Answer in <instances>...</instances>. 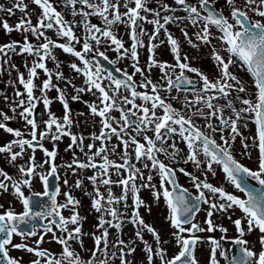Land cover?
<instances>
[{"label": "snow or ice", "instance_id": "1", "mask_svg": "<svg viewBox=\"0 0 264 264\" xmlns=\"http://www.w3.org/2000/svg\"><path fill=\"white\" fill-rule=\"evenodd\" d=\"M60 2L63 7L58 9L52 0H32L39 8L38 12L30 10L25 0H15L7 8L0 4V12L13 15L18 9L22 13L12 25L7 20H0V26L6 32L15 30L22 34L21 40L0 44L4 63H8L12 53L35 57L31 66L25 62L26 77L17 70V81L23 87L22 90L14 89L17 102L9 105L13 115L0 109V129L12 135V139L0 142V154H6L7 162L16 168L14 175L0 168V191L11 190L22 206V211H16L11 204L7 207L0 204V264H116L117 260L119 264H201L196 255L197 248L208 250L204 264H221V260L224 264H264V0H224L219 8L216 7L217 0H174L173 4L157 0L155 7L149 6V0ZM64 9L70 12L71 20L65 19ZM181 11L186 15L176 14ZM33 15L36 16L35 23ZM91 16H97L101 23H91ZM184 21L188 23L184 24ZM169 23L183 25L180 32L192 47H197L196 41L211 45L210 56L217 69L214 78L191 65L187 53L181 54L180 42L169 31ZM144 24H151V30H146ZM80 25L83 26L82 36L74 31ZM119 25L124 26L130 38L127 47L116 34ZM189 25L194 29L192 33L188 31ZM47 30H54L56 37L65 38L64 42L49 37ZM161 30L167 39L172 61L154 55L158 45L164 43L159 39ZM29 34L34 40H29ZM144 36H147V42ZM76 44H80L79 49ZM102 44L113 48L117 56L110 58L107 49L101 50ZM54 47L80 62H71L70 68L78 75L82 74L85 86H74L77 94L71 99H80V92H92L96 99L84 103L90 115L100 117L99 132L90 133L91 139L99 140L100 144H87L86 161L77 159L73 153L72 160L63 164L72 172H76L73 165L80 169H95L88 180L94 193L91 207L99 215L94 231L89 233L82 230L83 218L77 211L80 201L70 191H60L58 166L53 162L57 155L55 143L51 149L43 144L45 139L55 142L66 134L72 141L68 148L75 144L84 150V137L71 131L73 120L65 92L52 83L53 70L45 63L46 59L56 61ZM144 47L148 52L146 68L149 75H145L138 60V49ZM98 57L112 65L127 57L132 61L133 71L129 73L126 69L116 68L115 71L122 75H115ZM153 66L160 72L156 80L150 75ZM10 67L16 68V65ZM233 67L245 72L250 83L232 71ZM56 68L54 75L60 80L63 76L58 70V62ZM37 69H42L46 75L39 86L34 83ZM186 72L196 74L198 80ZM136 74L141 77L138 82L133 79ZM17 81L9 83L15 85ZM181 84L195 85L183 88L184 93L192 95H172L173 86L179 88ZM37 87L40 96L34 94ZM52 87L56 88V99L62 103L64 113L59 120L49 113L44 128L38 132L32 113L41 99L44 107H48L51 98L46 90ZM173 101L181 107L174 106ZM112 111H117L119 116H113ZM17 115L25 121L23 129L6 123ZM241 128L252 130L245 136ZM112 136L122 146L119 160L109 158V153L115 154L118 146L112 144L109 148L105 143L110 142ZM238 136L239 149L236 148ZM177 140L185 148H180ZM37 148L45 156L40 162L35 158ZM238 155L248 163L242 162ZM18 159L23 162L17 164ZM189 162L200 175L185 167L172 166ZM45 164L48 165L46 171H40ZM218 171L223 182L231 184L243 196L228 191L223 182L213 184L208 180L209 174L215 177ZM112 172L119 179L113 181ZM177 172L188 177L195 193L179 182ZM50 177L57 183L50 184ZM35 179L42 183L43 191L34 190ZM63 184L67 186L68 180L64 179ZM113 184L120 187L119 195L113 193ZM80 185L81 180L77 179L75 187ZM101 185L107 186L104 192ZM143 188L149 190L157 205L163 199L167 209L165 219L171 229L166 239L138 211L147 205L139 194ZM60 195L63 202L58 200ZM36 197L46 199L41 201ZM202 204L208 207L204 209L203 222H200L195 217ZM236 209L242 215L232 219ZM62 210H68L69 215H63ZM214 213H227L237 235L227 236L228 228L216 221ZM125 223L134 226L133 235L128 239L122 231ZM110 228L115 230L114 235L110 234ZM217 230L221 233L218 238L211 235ZM254 230L258 232L255 239H247ZM145 232L149 238H145ZM49 233L47 239L61 246L59 254L40 247ZM85 235L92 239V247L86 249L87 258L81 257L72 246L73 242H78L79 248L83 249L82 237ZM16 236L20 239L13 242ZM31 237L36 239L27 242ZM138 242L139 258L136 256ZM13 250L20 255H12ZM23 253L31 254L30 258L25 260Z\"/></svg>", "mask_w": 264, "mask_h": 264}, {"label": "rangeland", "instance_id": "2", "mask_svg": "<svg viewBox=\"0 0 264 264\" xmlns=\"http://www.w3.org/2000/svg\"><path fill=\"white\" fill-rule=\"evenodd\" d=\"M0 44H5V42L0 41ZM12 59H13V57H12ZM14 60L17 62V59H13V60H11V62ZM7 68H8V74H6V78H7L8 82L2 79L3 73H0V109H2L4 112H7L9 115H13L9 105L17 102V98H15V95H14V89H21L22 90L23 86H21L18 82H16L15 85H13L12 83H9V81H15V78H14L15 73H11L10 65ZM7 68L5 70H7ZM214 73L217 74V71ZM235 73L238 76H241L246 82L250 83V77H248L247 74L245 72H243L241 69L236 68ZM74 74L75 73L73 72L71 81H73V80L74 81L71 83V87L66 89V92H67L66 97H70L68 100L69 104H70L69 109H70L71 119L73 120V124L71 126V131L73 133L77 134L78 136L82 135L84 137V141H83L84 150L81 151L80 147H77V145H75V144H73L72 148H68V145L70 143H72V141H71V138L66 134L62 135V137L60 139L56 140L55 142H53L50 138L45 139L43 141V144L46 148L51 149L53 147V143H55L56 150H57V162H55V160L53 162L59 167L60 174L63 176V179L67 178L68 176H73L72 174H74V175L76 174V177L78 176L77 173L81 174V176H82V180H81L82 188L75 194L76 199H78L80 201V204L77 207V211L79 212V214L83 218L81 221L82 230L85 233H89V232L94 231V226L96 223H98L96 217L99 215L91 207V198H92V195H94V193H93V185L88 180V177L93 174L95 169H92V168L80 169L79 167L73 165L72 167L76 168V172H72L71 169H66L65 167H63V164L65 162H70L72 160L73 153H75V156L77 159L84 160V161L87 160L86 154L89 152V149L87 148V144L88 143H94V145L98 146L97 140L93 141L91 139V136H90V133L98 132V130H97L98 129V119H97V116L90 115L88 106L84 103V101L91 102V101L95 100L96 96L92 92H80V93H78L80 99L72 100L71 96L77 94L74 86H76V87H84L85 86L84 81L82 82V80L80 78L74 79ZM37 91H39L38 87L34 89V94L37 93ZM5 97H7V101L5 100ZM25 97H26V93H25ZM139 102L140 101L137 100V103H139ZM220 102L224 103V101H220ZM49 107L51 109L52 108L54 109L53 112L56 114V115L55 114L54 115L57 117L58 120L62 119L64 109H63V106L61 105V103L58 104L57 101H52L49 104ZM237 107H239V104H237ZM19 111H20V109L18 108L17 113ZM48 118L49 117H47L46 120ZM44 121L37 123L38 132L44 128ZM6 123H8V125L11 127H21L22 129L24 128V125H25V121L20 119L18 115L16 116L15 119L7 121ZM54 128H55V126H53V129ZM251 130H252L251 128H249V129L241 128L240 129V131L243 132L245 136H247ZM25 134L27 135L26 130H25ZM149 135H151V133H149ZM217 137H218V134H217ZM10 139H12V135L9 133H6L2 129H0V142H4V141L10 140ZM138 139H139V137H138ZM239 140H240V137L238 136L237 140H236V148L237 149L240 148ZM106 144H107V142H106ZM112 144H110V145H112ZM177 144L179 145L180 148H182V149L185 148V145L181 141L177 140ZM91 151L94 152L95 147ZM121 151L122 150L119 149L116 154H119ZM5 155L6 154H0V167L5 169L6 171H8L10 174H13V175L16 174V168L7 162V160L5 159ZM27 155H28V153L26 152V154L24 156L25 160L27 159ZM181 155H183V153H181ZM35 158H36L37 162H40V161L45 159L44 153L39 148H37L35 150ZM109 158L110 159L115 158V154H112L110 152ZM238 158L241 159L242 162L248 163V161L245 158L240 157L239 155H238ZM96 159L98 160L99 157H96ZM164 159H165V162L167 163L168 162L167 159L166 158H164ZM22 162L23 161L20 159H18L16 161L17 164L22 163ZM172 166L173 167H178V166L179 167H185L188 171L193 172L196 175H200V172L194 168V166L191 162H189L187 164L180 163L179 165L174 164ZM47 168H48V165L45 164L44 168L40 169V171H46ZM177 176H178L179 182L182 185H184V187L188 188L191 192L195 193V189L192 187L188 177L184 176L182 173H179V172H177ZM111 179L113 181H115V180L119 179V177L116 175L115 172H112L111 173ZM208 180L210 182H212L213 184H220L223 182L222 174L219 171L215 177H213V176H211V174H209ZM137 183L139 184V180H137ZM223 183H224V186L227 188L228 191H232L236 195L243 196V194L241 192L237 191L231 184H228L226 182H223ZM106 187L107 186H105V185H101L100 186L101 191L104 192ZM33 188L36 191H41L42 190V183L38 179H35L33 181ZM112 189H113V193L115 195L120 194L121 189L119 186L113 184ZM139 194L147 202V205L141 206L138 209V211L140 212L141 216H143V218L147 222L152 223L153 226L156 227L158 229V231H160L162 238L166 239L168 237V233H169V231H171V229H169L168 221L165 219V217L167 215V209L164 205L163 199L161 198L160 203L157 205L156 203L153 202V200L150 196V192L146 188L141 189ZM105 195H106V192H105ZM128 203H129V205L131 204V198L130 197H129ZM0 204H4L5 207H7V206H9V204H11V206H13L16 209V211L22 210L21 204L15 198V196L13 195L11 190H9L7 192L0 191ZM207 207H208V205H203V204L201 205V211L198 212L196 214V217H195L196 221L203 222V219L205 217L204 209ZM229 211H232V210H229ZM67 214L69 215L68 211H67ZM241 215H242V213L240 212V210L236 209L235 211L232 212V219H235L236 217L241 216ZM214 218L216 219V221L218 223H222L226 228H228V232L226 234L227 236L237 235V233L234 230V225L232 224L231 220L229 219L227 213H225V214L214 213ZM122 231L124 233V238L128 239L129 237H131L133 235L134 226L131 223H125L123 225ZM109 232L112 235L115 234V230L112 228L109 229ZM50 235H51L50 233L46 234L45 240L42 243L45 246L49 247L50 249L56 251L57 254H59V252L61 250V246L56 242L49 241L47 239V236H50ZM57 235H59V234L57 233ZM112 235H110V237H109L110 241L112 240ZM197 235L204 236V235H208V233H197ZM211 235H214L218 238L221 235V233L217 230V231L211 233ZM257 235H258V232L254 230L253 233L248 234L246 236V238L249 240H254ZM145 238H149V236L146 232H145ZM82 239H83V249L79 248L78 242H73L72 246H73V248L77 249L80 252L81 257L87 258L89 253L86 251V249L92 247V239L88 235L83 236ZM32 240H34V238H32ZM221 243H224L226 245L230 244V242H228V241H221ZM139 247H140V245L138 242L137 253H139L138 256L140 257L141 253L139 251ZM257 247H259V245H257ZM15 254L16 253H14V252L12 253V255H15ZM196 255H197L198 259L201 261V264H204V262L207 258V255H208L207 248H197L196 249ZM101 258H103V257H101ZM221 264H224L223 260H221Z\"/></svg>", "mask_w": 264, "mask_h": 264}, {"label": "flooded vegetation", "instance_id": "3", "mask_svg": "<svg viewBox=\"0 0 264 264\" xmlns=\"http://www.w3.org/2000/svg\"><path fill=\"white\" fill-rule=\"evenodd\" d=\"M15 2V0H0V4L5 5V7H9L11 6V4ZM26 3H28V8L30 10H33L34 12H38L39 8L37 5H35L34 3H32V0H25ZM52 2L57 6V8H62L63 5L60 2V0H52ZM164 2H167L169 4H173L174 0H164ZM157 3V0H149V6L150 7H155ZM224 4V0H217V4L216 7H221ZM123 10V9H121ZM225 13L227 14V9L225 8ZM177 15H186V13L184 12H178L176 13ZM164 13L161 12V16H163ZM22 16V13L17 9L14 10V14L13 15H8L7 12H0V20H7L8 23L10 25L14 24L20 17ZM64 16L65 19L71 20V14L67 9H64ZM77 20L80 19L79 16L76 17ZM90 22L91 23H96V24H100L101 21L97 16H93L90 17ZM36 20V16L33 15L32 16V21L33 23H35ZM187 21H184V24H187ZM183 25H176V24H172L169 23L167 25L169 31L179 40L180 42V48H181V54L183 55L184 53H187L188 56V60L189 63L193 66H197L199 67L203 72H205L210 78H214L215 77V62L213 61V59L210 56V50H211V45H205V44H201L199 41H196L197 47H192L191 45H189L185 40L184 37L182 36L181 32H180V27H182ZM144 27L146 30H151L152 25L151 24H144ZM75 33L77 35H81L83 34V26H76L74 29ZM188 31L189 33H192L194 31V29L189 25L188 27ZM212 31H215V29L213 28ZM47 34L49 37H51L52 39H59L60 42H64L65 38H58L55 35L54 30H47ZM116 34L123 39L125 46L127 47L130 44V38L128 36V34L126 33V30L124 28L123 25H119L116 29ZM21 40L22 39V34L18 31L13 30L12 32H6L2 26H0V41L8 43L10 40ZM143 39L145 40V42H147V36H144ZM159 39L164 41L163 44L158 45V47L155 49L154 55L159 58V59H163L166 61H172L173 56L169 50V46L167 44V39L163 33V31L161 30V32L159 33ZM29 40H34V38L31 36V34H29ZM193 40H195V37H193ZM155 42V41H154ZM77 49L80 48V44H76L75 45ZM101 50H105L107 49L106 54L110 57V58H115L117 56V53L113 50V48L109 47L108 45L102 44L100 45ZM138 60H139V64L140 66L145 70V75H149V71L146 68V62H147V57H148V52H147V48H140L138 49ZM53 54L56 56V61H52L51 59H46L45 63L46 66L49 69L53 70V76H52V83L54 85L59 86L60 89H62L65 92V95H67L66 89L71 87V83L74 81L72 80V74L73 72L74 74V79H78L80 78L82 80V82L84 81V77L82 76V74L78 75L75 71H73L70 68V63L75 61L78 64L80 63L77 58H75L74 56H72L69 53H65L63 52L62 49L58 48V47H54L53 48ZM17 59V62L14 60L11 62L12 59ZM35 59V57L26 55V54H16V53H12L9 55L8 57V63H4V57L1 56L0 57V73H3L2 79L7 81L6 78V74H8V66L11 64H15L16 68H11V73H15L14 78L15 81H17V70H19V72H22L25 74V77L27 76V69L25 67V62L31 66V62L32 60ZM98 59L101 61V63L104 65V67L108 68L110 71H112V68L116 69V68H121V69H126L129 73H131L133 71L132 68V61L125 57L122 58L120 60L117 61V63L115 65L109 64L108 61H104L102 57H98ZM56 62L59 63V71H61L63 78L60 80H57L54 72L55 70H57L56 68ZM7 68V70H5ZM38 72V76L34 78V83L36 85H41L43 79L46 78L45 73L43 72L42 69H37ZM113 72V71H112ZM114 73V72H113ZM150 75L152 77L153 80H156L159 78L160 76V72L158 67L153 66L151 68L150 71ZM186 75H188L189 77L195 78L198 80V77H196V74L194 73H190V72H186ZM134 80H136L137 82L141 79L139 74H136L133 77ZM69 81H71V83H69ZM8 82V81H7ZM18 82V81H17ZM22 86V85H21ZM190 87V86H189ZM39 89V88H38ZM46 94L51 98V100H55L57 97V91L55 87L49 88L46 90ZM36 96H40V92L37 91V93H35ZM172 95H179V96H184V95H192V93H184L183 89H179L177 87H173V92ZM243 95V94H241ZM59 100V99H56ZM37 103L39 104H43L42 99L40 101H38ZM174 106L176 107H181V105L176 104L175 101H173ZM112 115L118 117L119 113L117 111H112ZM98 119V131H99V120L100 117L97 116ZM107 142L109 148H111L110 144H116L118 145L115 149V158L116 160L120 159L119 154H116L117 151L119 149L122 150V146H120L118 144V141L116 140L115 136H112L111 141H105ZM100 144V141H98V145ZM131 151V149H130ZM79 173H77L78 175ZM76 175V174H75ZM81 175V174H80ZM75 177V176H74ZM78 177V176H77ZM69 178V177H68ZM60 183V191L61 193H63L69 186L64 185L63 182L61 181V179L59 180ZM69 227H71L69 225ZM16 239H20L18 236L14 237ZM30 241V238L27 242ZM15 251V250H14ZM18 253V252H16ZM18 255H20V253H18ZM24 259L27 260L30 258L31 254L29 253H23ZM116 264H119V261L117 260Z\"/></svg>", "mask_w": 264, "mask_h": 264}, {"label": "water", "instance_id": "4", "mask_svg": "<svg viewBox=\"0 0 264 264\" xmlns=\"http://www.w3.org/2000/svg\"><path fill=\"white\" fill-rule=\"evenodd\" d=\"M43 115H44L43 110H40L37 107L34 109V114H33L34 119L38 118V117L41 118V117H43ZM49 181H50V184H53V185L56 183V181L52 177L49 178ZM35 199L43 201L46 198L36 197ZM34 210H38V209H34Z\"/></svg>", "mask_w": 264, "mask_h": 264}, {"label": "bare ground", "instance_id": "5", "mask_svg": "<svg viewBox=\"0 0 264 264\" xmlns=\"http://www.w3.org/2000/svg\"><path fill=\"white\" fill-rule=\"evenodd\" d=\"M138 254H139V253H136V256L139 258Z\"/></svg>", "mask_w": 264, "mask_h": 264}]
</instances>
